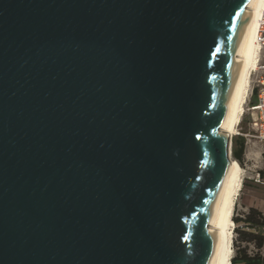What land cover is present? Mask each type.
Returning a JSON list of instances; mask_svg holds the SVG:
<instances>
[{"label":"water","instance_id":"1","mask_svg":"<svg viewBox=\"0 0 264 264\" xmlns=\"http://www.w3.org/2000/svg\"><path fill=\"white\" fill-rule=\"evenodd\" d=\"M250 0H0V264H215Z\"/></svg>","mask_w":264,"mask_h":264},{"label":"bare ground","instance_id":"2","mask_svg":"<svg viewBox=\"0 0 264 264\" xmlns=\"http://www.w3.org/2000/svg\"><path fill=\"white\" fill-rule=\"evenodd\" d=\"M248 9L251 10V17L238 54V58L242 60V66L232 91L228 113L223 127L224 131L228 132L229 137L235 133L236 125L244 113V103L248 92L250 72L255 68L257 63L255 34L259 16L264 9V0H250ZM227 159L233 164L232 171L227 178L212 222V229H215L216 235L215 264H231L233 254L232 233L234 226L232 215L236 198L243 185L240 164L231 155Z\"/></svg>","mask_w":264,"mask_h":264},{"label":"rangeland","instance_id":"3","mask_svg":"<svg viewBox=\"0 0 264 264\" xmlns=\"http://www.w3.org/2000/svg\"><path fill=\"white\" fill-rule=\"evenodd\" d=\"M252 102L253 99H251V103ZM252 116V112L248 111L246 105H244V113L239 123L236 125L235 133L230 137L231 145L234 139L239 136H243L246 140L244 156L240 164L242 168L243 185L236 198L232 216L242 217L251 206L264 212V175H260V182H255L251 179L255 172H264V144H261L252 136V130L249 126ZM236 226L237 225L234 223L232 233V256L236 254L238 247L242 248L245 245L234 230ZM238 226H243V224L240 223ZM254 251H256V249L252 245H249L248 252L252 253Z\"/></svg>","mask_w":264,"mask_h":264},{"label":"trees","instance_id":"4","mask_svg":"<svg viewBox=\"0 0 264 264\" xmlns=\"http://www.w3.org/2000/svg\"><path fill=\"white\" fill-rule=\"evenodd\" d=\"M245 138L239 136L231 145V155L239 163H242ZM264 175V172H260ZM237 225L234 230L245 245L237 248L236 254L231 258V264H264V212L256 207H249L242 217L232 216ZM240 223L243 226H238ZM252 245L256 251L248 252V246Z\"/></svg>","mask_w":264,"mask_h":264},{"label":"built area","instance_id":"5","mask_svg":"<svg viewBox=\"0 0 264 264\" xmlns=\"http://www.w3.org/2000/svg\"><path fill=\"white\" fill-rule=\"evenodd\" d=\"M255 43L257 45V63L250 72L245 105L247 110L253 114L249 122L252 136L264 144V9L258 19ZM251 99H253L252 103ZM251 179L260 182V172H255Z\"/></svg>","mask_w":264,"mask_h":264}]
</instances>
